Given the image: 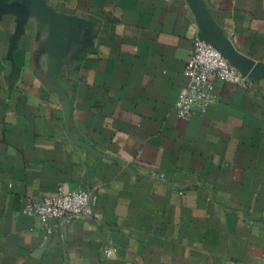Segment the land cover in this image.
Returning <instances> with one entry per match:
<instances>
[{
  "label": "crops",
  "instance_id": "1",
  "mask_svg": "<svg viewBox=\"0 0 264 264\" xmlns=\"http://www.w3.org/2000/svg\"><path fill=\"white\" fill-rule=\"evenodd\" d=\"M199 38L264 63V0H0V264H264V78L179 118Z\"/></svg>",
  "mask_w": 264,
  "mask_h": 264
},
{
  "label": "built area",
  "instance_id": "2",
  "mask_svg": "<svg viewBox=\"0 0 264 264\" xmlns=\"http://www.w3.org/2000/svg\"><path fill=\"white\" fill-rule=\"evenodd\" d=\"M184 75L187 83L181 88L174 104L177 116L184 119L192 116L196 110L202 113L216 103L217 81L247 86L254 80L248 73H243L232 65L217 47L200 38L194 42ZM160 176L163 177L162 174ZM22 201L24 214L38 216L42 220L69 221L75 218H91L97 195L85 189L69 192L59 190L51 196L38 199L26 197ZM104 253L109 255L111 249L106 248Z\"/></svg>",
  "mask_w": 264,
  "mask_h": 264
},
{
  "label": "water",
  "instance_id": "3",
  "mask_svg": "<svg viewBox=\"0 0 264 264\" xmlns=\"http://www.w3.org/2000/svg\"><path fill=\"white\" fill-rule=\"evenodd\" d=\"M206 41H208V40H206ZM208 42L211 43L212 45H214L215 47H217L214 43H212L210 41H208ZM218 49L221 51V53L228 59V61L232 65H234L236 68H238L243 73H248L254 79H258L259 77H264V63H261V62L254 63L253 62L249 66H247V68H241V67L235 65L233 62H231L229 57L220 48H218Z\"/></svg>",
  "mask_w": 264,
  "mask_h": 264
}]
</instances>
